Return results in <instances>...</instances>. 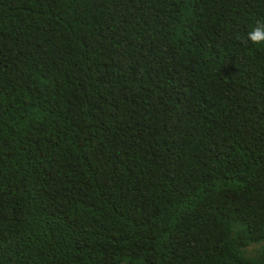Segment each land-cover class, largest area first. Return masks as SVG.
<instances>
[{
	"label": "trees",
	"instance_id": "16d2710c",
	"mask_svg": "<svg viewBox=\"0 0 264 264\" xmlns=\"http://www.w3.org/2000/svg\"><path fill=\"white\" fill-rule=\"evenodd\" d=\"M259 25L264 0H0V264H264Z\"/></svg>",
	"mask_w": 264,
	"mask_h": 264
},
{
	"label": "clouds",
	"instance_id": "9594fccd",
	"mask_svg": "<svg viewBox=\"0 0 264 264\" xmlns=\"http://www.w3.org/2000/svg\"><path fill=\"white\" fill-rule=\"evenodd\" d=\"M248 39L254 43L259 44L264 42V25L254 27L248 34Z\"/></svg>",
	"mask_w": 264,
	"mask_h": 264
},
{
	"label": "rangeland",
	"instance_id": "374dc122",
	"mask_svg": "<svg viewBox=\"0 0 264 264\" xmlns=\"http://www.w3.org/2000/svg\"><path fill=\"white\" fill-rule=\"evenodd\" d=\"M253 245H251L249 248H251ZM122 264H124V263H122Z\"/></svg>",
	"mask_w": 264,
	"mask_h": 264
}]
</instances>
